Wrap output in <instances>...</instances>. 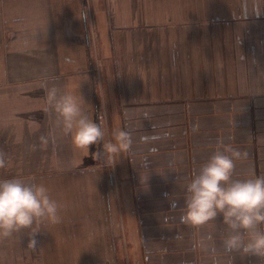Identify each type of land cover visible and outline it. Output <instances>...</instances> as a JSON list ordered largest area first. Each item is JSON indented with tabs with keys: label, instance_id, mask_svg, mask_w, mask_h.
<instances>
[{
	"label": "crops",
	"instance_id": "0c3cea01",
	"mask_svg": "<svg viewBox=\"0 0 264 264\" xmlns=\"http://www.w3.org/2000/svg\"><path fill=\"white\" fill-rule=\"evenodd\" d=\"M256 2L0 0V132L18 133L3 156L20 165L0 180L44 184L61 216L41 225L36 250L29 229L0 241V264H212L219 221L189 228L168 201L182 204L183 181L218 148L247 153L234 179L264 176V15L244 19ZM52 87L81 95L105 141L124 130L130 148L115 161L93 155L102 144L75 150L45 110Z\"/></svg>",
	"mask_w": 264,
	"mask_h": 264
},
{
	"label": "clouds",
	"instance_id": "9594fccd",
	"mask_svg": "<svg viewBox=\"0 0 264 264\" xmlns=\"http://www.w3.org/2000/svg\"><path fill=\"white\" fill-rule=\"evenodd\" d=\"M250 15L257 18L264 15L259 0L254 3L251 14L245 11L244 19ZM83 18L87 23V13H83ZM82 101L81 95L78 98L52 87L47 92L45 110L55 114L56 126L63 135L70 137L75 150L89 151L91 146L102 144L100 152L93 155L115 161L130 148V134L117 129L111 133V139L105 141L103 125L84 111ZM51 137V133L41 135L39 147L46 148ZM36 147L33 145V149ZM246 157L247 153L239 149L218 148L191 179L183 181L182 204L169 197L170 210L179 209L182 225L199 229L219 221L222 226L219 250L215 246L207 249L212 264H221V256L230 257L233 262L235 255L241 260L256 257L264 264V176L244 180L233 178L236 161ZM5 164L4 156L0 154V168ZM60 222L59 205L44 184L25 183L18 178L0 180V241L29 229L27 247L36 250V236L42 232L41 225ZM175 238L182 237L178 233Z\"/></svg>",
	"mask_w": 264,
	"mask_h": 264
},
{
	"label": "rangeland",
	"instance_id": "374dc122",
	"mask_svg": "<svg viewBox=\"0 0 264 264\" xmlns=\"http://www.w3.org/2000/svg\"><path fill=\"white\" fill-rule=\"evenodd\" d=\"M71 70H76L75 68H72ZM88 75H93V74H88ZM95 76V75H93ZM101 122L104 123L105 125V116H101ZM18 133L17 132H8V131H2L0 132V154H3L4 150H7L8 155H10L13 158V153L16 152V149L18 146V140L15 139L14 137L17 136ZM11 147V148H10ZM11 157L9 156H4L6 164L5 167L0 168V171H10V170H17L20 171V165H16V164H12L10 163L8 160L11 159ZM25 166L27 168H33V165H23V170L22 171H26L27 169L25 168ZM41 165H34V169L36 170L37 168H40ZM107 172L110 171L109 168H106ZM16 171V172H17ZM27 231V230H25ZM28 236L29 234H26L25 236H22V238H24V240H28ZM21 255H24V253H22ZM35 256L37 255L36 253L34 254ZM29 256V255H28ZM25 256H23V259H18L15 261V264H72V260H68V261H64V260H55V259H49V260H43V259H34V260H30V259H25ZM1 264H9V260H2Z\"/></svg>",
	"mask_w": 264,
	"mask_h": 264
}]
</instances>
